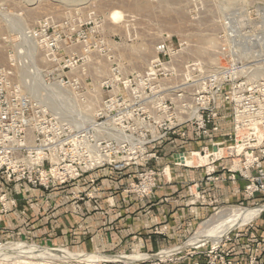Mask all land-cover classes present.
<instances>
[{"label": "built area", "instance_id": "built-area-1", "mask_svg": "<svg viewBox=\"0 0 264 264\" xmlns=\"http://www.w3.org/2000/svg\"><path fill=\"white\" fill-rule=\"evenodd\" d=\"M22 42L27 52L40 50V32H27ZM232 44L236 48L225 64L187 62L180 70V50L171 41L161 42L139 82L132 77L117 87L105 84L108 96L85 124L77 115L66 119L52 113L32 90L24 89L13 66L0 68V177L11 188L23 184L43 191L88 178L93 190L74 192L73 197L92 201L101 188L90 176L109 168L128 174L131 181L123 192L144 201L159 188L171 163L186 166L181 159L191 156L200 162L193 167L206 169L208 181H222L218 170L227 171L246 182L247 198L264 195V55L252 57L247 41L232 39ZM51 84L81 90L65 77H54ZM228 109L231 134L224 131ZM218 138H230L229 165L220 163L226 159L223 154L217 156L228 141ZM168 139L204 145L171 154L162 168L157 146ZM201 157H207L206 164ZM13 205L16 199L2 193L0 217ZM203 254L210 258L208 264H236L220 246ZM248 264H257V258H249Z\"/></svg>", "mask_w": 264, "mask_h": 264}, {"label": "rangeland", "instance_id": "rangeland-1", "mask_svg": "<svg viewBox=\"0 0 264 264\" xmlns=\"http://www.w3.org/2000/svg\"><path fill=\"white\" fill-rule=\"evenodd\" d=\"M33 30L40 32V50L30 48L27 52L23 49L22 38ZM232 39L249 42L247 49L252 57L264 55V0H0V68L13 66L19 82L28 92L32 89L25 87V81L29 79L26 74L39 70L40 79L32 75L31 81L40 85V96L47 92L49 95L50 89L57 88L64 95L60 99L65 98L68 102L57 110L50 106V100L42 99L34 91L33 95L52 113H59L66 119L75 117L77 111H84L88 104H92L94 116L102 100L108 96L107 82H113L116 87L117 82L132 77L139 82V76L152 65L156 47L161 42L171 41L180 50L177 61L181 70L182 64L187 62L225 64L227 56L236 48ZM53 43L54 47L51 46ZM142 48L145 51H141ZM57 76L65 77V81H76L81 90L77 91L74 86L60 90L58 84H51ZM223 116L224 131L231 134L229 109ZM230 145L229 141L224 145L222 151L226 159L220 163L229 165L227 147ZM194 159L193 163L185 164L192 166L200 163L197 158ZM205 162L202 160L203 164ZM125 178L127 183L131 181L128 174ZM93 179L101 188L97 179ZM63 190H66L65 196L82 202L73 197L74 192ZM44 192L52 195L56 189ZM263 204L264 195H260L222 206L192 237L203 234L206 242L191 246V249L205 252L220 246L225 252H230L229 258L234 263L248 264L249 259L243 263L234 255L235 241L243 239L250 248L264 250V213L245 224L232 227L230 231L225 230L228 225L224 226V219H219V216L227 215L233 208L253 209ZM216 227L218 230L213 233ZM217 240L219 243L214 244ZM8 244H23L41 250L55 248L92 258H135L132 262L104 259L93 264H181L180 257L183 255H173L177 249L156 256L91 254L18 238L3 240L0 247ZM204 257L205 262L198 264H208L210 258ZM251 257L257 258V264H264V251ZM27 263L80 264L53 259H20L16 255L0 258V264Z\"/></svg>", "mask_w": 264, "mask_h": 264}, {"label": "crops", "instance_id": "crops-1", "mask_svg": "<svg viewBox=\"0 0 264 264\" xmlns=\"http://www.w3.org/2000/svg\"><path fill=\"white\" fill-rule=\"evenodd\" d=\"M228 141L230 138H218ZM203 141L168 139L156 148L163 166L171 154L199 149ZM229 164L231 161H227ZM125 173L104 168L93 173L101 185L95 200L74 201L71 192L93 190L88 178L79 184L56 189L52 195L23 184L11 188L0 177V195L16 199L9 213L0 218V242L12 238L36 241L84 253L156 256L177 250L181 264L204 263L205 254L184 245L202 224L222 206L246 200V182L238 175L218 170L222 181L211 182L204 167L171 163L159 188L144 201L123 192ZM235 241L234 255L247 263L251 255L263 254L242 241ZM196 249V247H193Z\"/></svg>", "mask_w": 264, "mask_h": 264}, {"label": "bare ground", "instance_id": "bare-ground-1", "mask_svg": "<svg viewBox=\"0 0 264 264\" xmlns=\"http://www.w3.org/2000/svg\"><path fill=\"white\" fill-rule=\"evenodd\" d=\"M141 51H145V48L144 49L142 48ZM27 71H28V69H27ZM35 71H36L35 73H32V71H29V73L27 72L28 74H26V75L29 76V79L27 81H25L26 82L25 83V87L28 88V89H32V91L36 92L40 96V85H38L36 82L34 83V82L31 81L32 80L31 79L32 75L33 76L36 75L38 77V79H40V71L39 70H35ZM20 74H23V73H20ZM22 77H24V76H22ZM22 80L24 81L25 79H22ZM23 84H24V82H23ZM47 93L45 95L41 94L40 97L42 99L50 100V106L55 108V109H57V110L59 109V107H62V105L65 104L64 102H68L67 99L65 101V98L64 99H60V97L61 96L64 97V95H63L62 91L60 93V91L57 88L55 90L50 89V93L51 94L49 93V95H48ZM35 97L38 100H40L36 95H35ZM66 105H67V103H66ZM91 106H92V104H88L84 111H82V110L77 111V116L80 118V120L83 122V124L87 123L91 119L92 113L94 111L91 108ZM57 114H59V113H57ZM217 153H218L217 154V156H218L220 154H223V151L220 150ZM201 160L207 161V157H201ZM181 161L184 164L185 163L191 164V163H193L195 161V159L193 157L189 156L187 158L181 159ZM263 213H264V204L260 205V206H258L256 208H253V209H249V208H246V209L233 208V210L228 212L227 215L219 216V219H224V222L226 224L224 226L228 225L225 230L226 231H230L232 229V227L234 228V227H236L238 225L245 224L248 221H250L251 219L259 217ZM225 219L227 221H225ZM216 230H218V228L215 229V230L213 229V231H214L213 233H215ZM219 232H221V231H219ZM202 235L203 234L196 235L194 238H192L185 245V247L200 246L201 244H203V242L205 241L206 238H205V235H203V236ZM209 237H210V235H209ZM218 243H219V240L214 242V244H218ZM177 250H179V249H177ZM8 255H16L20 259L29 258L31 260H36V261H44L46 259H53V260H63L65 262L71 261V262H76V263H80V264H83V263L93 264L95 262H99V261L104 260V259L110 260V261L111 260L112 261H123V260H125V261H131V262L135 259V258H131V257H119V256H116V257H107V256L106 257H102V256H99V257L92 258V257H86V256H79V255L72 254L70 252L63 251V250H58V249H55V248L54 249L41 250L39 248L31 247V246L23 245V244H8V245L0 247V258L6 257ZM166 255L168 256V254H166ZM137 258H139V257H137ZM27 264H30V263H27Z\"/></svg>", "mask_w": 264, "mask_h": 264}, {"label": "water", "instance_id": "water-1", "mask_svg": "<svg viewBox=\"0 0 264 264\" xmlns=\"http://www.w3.org/2000/svg\"><path fill=\"white\" fill-rule=\"evenodd\" d=\"M214 150L216 151V148H214Z\"/></svg>", "mask_w": 264, "mask_h": 264}]
</instances>
